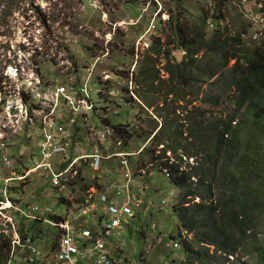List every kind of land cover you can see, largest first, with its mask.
<instances>
[{
  "label": "rangeland",
  "instance_id": "1",
  "mask_svg": "<svg viewBox=\"0 0 264 264\" xmlns=\"http://www.w3.org/2000/svg\"><path fill=\"white\" fill-rule=\"evenodd\" d=\"M263 9L264 0H0V144H6L2 156L12 167L7 168L0 159V200L10 199L20 209L5 211L8 219L0 216L4 236L16 237L12 218L21 238L27 234L38 247L49 251L54 242L58 245L62 229L38 221L41 213L34 219L26 215L33 216V208H40L45 213L41 218L55 221L52 217L58 215L62 222L71 220L84 227L92 216L77 217L80 204L90 196L96 199L95 190L102 192L114 180H122L128 169L132 190L142 200L152 198L154 206H142L127 232L121 233L126 247L122 253H114L115 264H263L264 212L260 214L263 218L259 215L247 227L241 247L228 260L219 261V253L214 262L206 261L205 249L215 255L212 246L196 247L203 254L200 261H192L182 247L173 249L170 245L180 226L173 208L184 192L166 172L148 164L152 159L149 152L153 150L157 161L181 164L197 196L193 203H200V198L207 196V183L218 175L225 162L224 152L218 153L214 145L212 132L223 128L217 121L227 122L234 115L229 136L237 132L242 146L250 142V134L256 129L254 114L247 112L246 106L239 110L234 103L233 83L240 79L239 70L234 69L236 59L229 60L222 71L208 80L211 64L194 68L196 64L186 52L176 49L174 21L179 19L183 31L205 25L208 39L220 30L230 46V56L258 59V50H264ZM235 38L239 43H231ZM177 52L182 53L180 63L175 60ZM204 52L195 59L200 60ZM217 61L212 64H219ZM86 83L90 90L88 109L78 102L80 98L84 100L79 94L76 110L63 105L58 110L66 121L68 134L73 136L72 156L107 144L111 154H117L115 158H105L97 170L88 168L86 163L76 165L79 171L73 185L56 187L42 172H33V177L24 181H10L7 187L12 195L5 198L1 191L3 178L9 180L13 169L22 175L34 167L40 160L44 140L39 128L24 122L14 126L15 120L5 118L3 110L7 104L17 103L25 94L30 102H22L36 116L40 108L48 107L46 101L51 100L56 88L77 89ZM102 124L110 131L107 137ZM129 128L135 133L126 148L114 139V134ZM263 128L264 122L257 132ZM175 130L182 133L181 138L173 135ZM143 133L153 135L147 140L139 136ZM155 135L159 138L154 143L151 140ZM251 143V155L256 160L246 161L250 168L255 166L253 161L258 165L264 160V140L256 138ZM142 161L146 166L139 169ZM248 173L252 175L242 182L245 181V193L251 196L248 189L256 187L253 180L257 176L253 170ZM203 174H207V179L202 185ZM212 187L217 193V185ZM62 197L69 199L70 206L64 204ZM217 199L212 198L214 204ZM212 200L205 199L204 203ZM253 210L252 214L258 213L256 208ZM12 251L13 245L9 252L12 264H27L24 249H16L14 256ZM58 258L49 253L45 262L64 264Z\"/></svg>",
  "mask_w": 264,
  "mask_h": 264
},
{
  "label": "trees",
  "instance_id": "2",
  "mask_svg": "<svg viewBox=\"0 0 264 264\" xmlns=\"http://www.w3.org/2000/svg\"><path fill=\"white\" fill-rule=\"evenodd\" d=\"M262 12L264 13V9ZM219 19L222 18L220 17ZM174 26L176 49L186 52L189 60L196 64L194 68L202 65L205 67V65L211 64L209 66L210 72L207 75L208 80H211L217 72L222 71L227 66L229 60L236 59L234 69L239 70L240 79L233 83L236 87V97L234 98L236 101L234 103L239 110L246 106L247 112L254 114L256 129L250 134V142L246 146H242L239 143L237 132H232L231 137L229 136V133L232 131L231 125L235 119L234 115L229 116L227 122L222 120L217 121V123H222L223 128L219 131L214 129L212 132L216 143L214 145L218 153L224 152L225 162L221 164L218 175L213 176L212 180L207 183L209 184L207 196L204 198L198 197L201 200L200 203H193L197 196L195 191H193V186H191L190 176L181 170V164L169 161L159 162L154 158L153 154L155 151L149 152V156L152 159L148 164H151L152 167H156L162 172H166L171 182L178 188L183 189L184 193L180 196L173 210L179 219L180 229L192 234V238L181 240L182 248L190 255L192 261H200L199 257L204 254V259L206 261L211 260L210 263H212L219 253L221 256L218 260L225 261L229 259L228 256H233L235 250L241 247V238L247 227L251 226L255 219L259 218V215L264 212V199H262L264 196V160L259 161L258 165H256L257 161H253V165L255 166L251 168L245 165L249 159L256 160L255 156L252 157L251 155L252 140L256 138H259L260 141L264 140V128L261 132H257L259 125L264 122V98H262L264 93V53L262 51L264 50H258V59L256 57L243 59L236 55L230 56L227 52L230 46L226 39H222L223 33L219 32L220 30L214 32L212 38L208 39L205 25L190 27V30L183 31L179 19H177L174 21ZM239 37L240 34L237 38L240 39ZM237 38L231 40V43H235L234 41H236L235 44L239 43ZM203 51H205L203 57L200 60H196L195 56ZM254 55L252 54V56ZM216 60H218L219 64H212ZM241 60H244V65L241 64ZM200 61L201 63H199ZM213 66L217 67L213 68ZM37 73H39L38 70ZM22 100L24 103L30 102L29 96L25 94L22 95ZM133 133L135 132L130 128L122 132L118 130L114 134V139L122 142L127 148L129 140L134 137ZM152 135L153 133L147 135L143 133L139 136L148 140ZM173 135H177L179 138L182 137V133L178 130H175V134L173 133ZM229 137L231 138L230 140H228ZM158 138L159 136L155 135L151 142L155 143ZM126 148H124L125 151ZM232 152L233 154H231ZM145 166L146 163L142 161L140 162L139 169H143ZM248 170H253L255 177L257 176L253 180V183H257L255 188L249 190L248 185L246 186L249 193H252L251 196L245 193V181L242 182L244 178L247 179L252 175V173L246 174ZM257 170L263 173H258ZM237 174L239 175L238 179H236ZM206 175H202L200 184H205ZM49 180L51 182V179ZM250 182L246 181V183ZM73 184H75V181H72L69 185ZM213 184L217 185V193H215V189L212 187ZM87 188L88 186L84 187V189ZM214 196L218 197L217 204L213 203L212 198ZM65 198L62 197L64 204L68 203L70 205L69 199ZM205 199H211L212 201L209 204H205ZM255 208L258 210V213L252 214L250 211L254 212L253 209ZM260 216L263 218L262 215ZM52 219L58 222H62L63 220L58 215L53 216ZM262 221L264 223V219ZM126 232L127 229L125 230ZM0 239L2 240L0 241V264H8L10 262L9 252L12 249V239L4 235H1ZM24 239H27V234L24 235ZM197 246H202V248L212 246L215 255H210L208 249H205L206 252L201 254L196 250ZM262 254L264 264V250Z\"/></svg>",
  "mask_w": 264,
  "mask_h": 264
},
{
  "label": "built area",
  "instance_id": "3",
  "mask_svg": "<svg viewBox=\"0 0 264 264\" xmlns=\"http://www.w3.org/2000/svg\"><path fill=\"white\" fill-rule=\"evenodd\" d=\"M88 93H90L89 83L77 89L58 87L51 95L50 101L44 100L49 104L48 107L40 108L39 112L35 114L36 116L27 110V106L21 98L17 103L7 104L6 109L3 110L5 118L15 120L14 126L24 122L29 127L39 128L44 140L40 160L36 161L34 167L26 169L22 175L13 169L11 173L13 176L9 180L3 178L6 186L3 183L1 191L5 198L12 195L7 187L10 181H24L28 177H33V172H42L47 179H51L54 186L59 187L69 185L76 179L79 171L76 165L86 163L88 168L97 170L100 162L105 161V158H109V156L115 158L114 156L117 154H111L110 147L107 145L90 151H81L78 156L74 153L72 156L73 136L68 134L66 121L58 110L62 105L76 110L80 101V105L88 109L91 106L89 98H87ZM79 94L84 96V100L80 98L77 102L75 100ZM3 129L5 128L3 127ZM109 134L110 131L106 128V133L103 135L107 137ZM75 146L77 147V144ZM6 150V146L2 144L0 159L7 168H12L8 167L7 157L2 156ZM124 177L125 180H117L123 182L122 185H118L117 181L114 180L110 185L101 188L102 192L95 190L96 199L90 196L89 200L80 204L77 217L91 215L92 218L86 221L89 226L83 224L84 227L80 228V225H75L76 223H72L71 220L70 222H66V220L57 222L41 218L43 212H40V208H33L31 211L33 216L29 213L26 217L34 219L37 214L41 213L38 220L62 229V236L58 245L54 242L49 251L38 247L33 238H21L19 228L11 218L12 230L16 233V237H12V256L15 255L16 249L22 248L26 251L27 264H46V257L49 253H55L59 257L58 260L64 264H115L114 253L120 254L126 247L125 241L120 238L121 233H125L130 222L136 218L138 209L144 205L147 207H149L148 205L154 206L152 198L143 201L139 193L132 190L130 187L131 174L128 169L125 170ZM112 193L115 195L111 198ZM109 200L111 204H109ZM7 202L10 204L9 206ZM7 202L0 200V216L6 219L9 217L4 212L8 209L20 210L17 205L11 203L10 199ZM5 205L8 207H4ZM0 235H4L3 232L0 231ZM172 247L179 248V242H172Z\"/></svg>",
  "mask_w": 264,
  "mask_h": 264
},
{
  "label": "clouds",
  "instance_id": "4",
  "mask_svg": "<svg viewBox=\"0 0 264 264\" xmlns=\"http://www.w3.org/2000/svg\"><path fill=\"white\" fill-rule=\"evenodd\" d=\"M28 238V237H27ZM192 238V234L188 233L187 231L183 230V229H180V226L178 227V231H177V237H174L173 238V242L174 241H178L179 244H180V247H182V243H181V240H189ZM24 239V238H23ZM172 247V244L170 245ZM173 248V247H172ZM177 248V249H179ZM175 249V248H173Z\"/></svg>",
  "mask_w": 264,
  "mask_h": 264
},
{
  "label": "bare ground",
  "instance_id": "5",
  "mask_svg": "<svg viewBox=\"0 0 264 264\" xmlns=\"http://www.w3.org/2000/svg\"><path fill=\"white\" fill-rule=\"evenodd\" d=\"M26 126H27V125H26ZM101 126L106 130V127H104V124H102ZM2 144H4V145L6 146L5 143H1V144H0V147H1ZM106 145H107V144H106ZM6 148H7V146H6ZM123 176H124V175H123ZM117 178H118V177H117ZM117 178H115V179H117ZM122 180H125V177H124ZM116 181H117V180H116ZM117 183H118V185H122L123 182H118V181H117ZM117 189H118V188H117ZM114 195H115V193H112V194H111V198L114 197ZM141 199H142V198H141ZM143 201H144V200H143ZM109 204H111V201H110V200H109ZM69 206H70V205H69ZM139 213H140V211H139V209H138L137 214H139ZM89 231H91V230H89ZM93 233H95V232L93 231ZM25 261H26V260H25ZM26 263H27V261H26Z\"/></svg>",
  "mask_w": 264,
  "mask_h": 264
},
{
  "label": "water",
  "instance_id": "6",
  "mask_svg": "<svg viewBox=\"0 0 264 264\" xmlns=\"http://www.w3.org/2000/svg\"><path fill=\"white\" fill-rule=\"evenodd\" d=\"M175 58H176L175 60L180 63L182 61V53L181 52H177L175 54Z\"/></svg>",
  "mask_w": 264,
  "mask_h": 264
}]
</instances>
